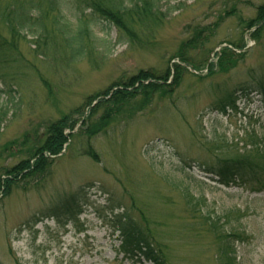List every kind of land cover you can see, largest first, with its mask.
Listing matches in <instances>:
<instances>
[{
	"label": "rangeland",
	"instance_id": "obj_1",
	"mask_svg": "<svg viewBox=\"0 0 264 264\" xmlns=\"http://www.w3.org/2000/svg\"><path fill=\"white\" fill-rule=\"evenodd\" d=\"M263 5L163 0L167 20L150 36L151 48L121 43L115 27L100 23L87 57L76 63L57 35L46 46L18 40V54L0 72L2 179L32 160L52 124L66 118L72 127L45 175L23 180L22 173L11 193L0 195V264H139L120 251L117 216L139 224L168 264H222L225 242L235 264H264V192L249 191L254 180L223 188L212 173L223 161L264 165ZM201 32L188 55L208 67L195 71L177 55ZM224 50L237 56L219 66ZM176 64L186 69L181 79ZM169 68L170 89L136 97L101 132L89 133L103 116L87 122L92 98L111 88L112 95L119 81L140 72L163 76ZM231 98V107L220 108ZM215 228L231 236L219 239Z\"/></svg>",
	"mask_w": 264,
	"mask_h": 264
},
{
	"label": "trees",
	"instance_id": "obj_2",
	"mask_svg": "<svg viewBox=\"0 0 264 264\" xmlns=\"http://www.w3.org/2000/svg\"><path fill=\"white\" fill-rule=\"evenodd\" d=\"M162 2L163 0H2L0 3V72L4 64L18 54V40H27L28 37H33L32 41L35 44L46 46L57 35L62 38L68 50L66 59L72 63L83 61L88 54V43L93 42V37L97 34L95 31L97 24L100 23L115 27L120 33L121 43H128L137 49H149L154 40V38L150 40V36H155L161 25L167 20V14L161 6ZM68 10H71L68 14L73 15L75 25L67 14ZM259 11L258 21L264 22V5L259 8ZM1 27L8 31L12 40L4 37ZM144 35L146 36L144 37ZM202 35V32L197 33L193 39L188 40L183 45L182 52L177 55L182 64L192 67L196 71L204 70L203 68L208 63L206 60L199 61V58L189 56L188 52L189 49L200 44V40L203 39ZM222 56L219 66L224 61L234 60V56L237 54L231 50L228 54L224 50ZM185 72V67L176 64V79L183 78ZM170 77H172L170 68L163 76H157L151 72H140L133 78L119 81V84L117 83L115 86L117 89L112 95L113 89L111 88L110 94L108 91L104 95L92 98L88 107L92 105L96 107L91 111L87 122L93 120V117L97 115L103 114V116L98 120V123L92 122L88 126L89 133L101 132L111 119L118 113H122L125 105H133L136 97H149L151 92L170 89L174 85V83L168 84ZM94 99L96 101H93ZM234 102L235 100L233 101L231 98L226 105L222 104L220 108L223 107L225 110L227 107H231ZM77 112L84 115L82 109ZM69 127L72 126L66 118L52 124L48 129V136H45V139L39 138L41 143L31 150L32 160L25 161L12 171L6 172L8 178L2 179L0 175V195L8 196L12 188L20 183L18 179L22 173H26L23 180L45 175L51 167L53 159L63 152L64 146L68 142L64 130ZM258 153L264 156L262 151L259 150ZM91 154L88 155L91 156ZM92 157L97 159L94 154ZM250 162L223 161L215 171L226 186L237 184L238 180L248 181V183L254 180L258 182V186L254 187V190L264 191V165L256 167L254 162ZM14 172L17 173L15 177L12 176ZM196 206H198V201ZM131 220L126 216H121L118 221L125 254L131 258L141 254L153 264H168L165 256L152 244L147 233L139 224H131ZM219 231L217 228L214 230L219 239H229L231 236L220 235ZM236 236L235 234L233 237ZM224 245L225 248H223ZM223 246L220 248L222 264H235V258L232 257L234 249L230 247L229 242H225Z\"/></svg>",
	"mask_w": 264,
	"mask_h": 264
}]
</instances>
